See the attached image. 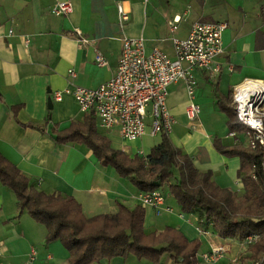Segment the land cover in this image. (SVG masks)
Masks as SVG:
<instances>
[{
  "label": "crops",
  "instance_id": "1",
  "mask_svg": "<svg viewBox=\"0 0 264 264\" xmlns=\"http://www.w3.org/2000/svg\"><path fill=\"white\" fill-rule=\"evenodd\" d=\"M65 1L72 5L70 14H51L56 3ZM120 4L129 12L123 30L117 25ZM175 17L180 21L171 32L167 22ZM196 22L227 25L222 34L224 52L217 60L218 74L194 70L193 101L199 107L196 127L188 124L189 97L182 82L167 87L166 109L172 119L169 130L152 135L148 118L145 134L134 141H123L117 127H100L93 111L80 112L73 97L63 93L74 87L95 90L111 80L116 74L123 38L142 37L146 54L158 50L173 59L172 40L186 39ZM76 30L83 38L95 41L94 48L106 61L105 67L96 66L92 46L78 45ZM69 71L75 73V79H70ZM245 82L253 84V90H264L252 83L264 84V0H0V155L36 190L74 199L85 218L113 215L118 204L133 209L141 205L140 192L119 178L111 166L102 165L85 142L57 141L58 134L72 124L81 125L88 133L92 122L95 141L101 140L109 150L142 160L162 143L165 135L174 149L189 158L195 170L210 173L217 189L240 200L244 185L238 175L239 159L225 156L214 142L219 141L228 150L238 143L245 146L242 136L229 132L227 117L217 100L228 98L234 107L233 92ZM55 92L62 93L60 101L54 99ZM48 99L52 102L50 110ZM161 188L165 206L174 210L171 214H157L143 207L146 234L162 233L170 227L188 242L199 241L196 264H204L200 256L209 251L210 242L227 246L226 258L215 264H231L233 259L252 264L264 255L254 257L257 244L242 249L240 240L220 238L205 218L199 219L198 213L180 214L167 184ZM197 228L210 236L199 234ZM45 237V228L27 212L19 211L13 191L0 183V264H22L31 249L36 250L32 264H67L68 253L62 244H46ZM94 264L150 263L116 257ZM166 264L176 263L168 256Z\"/></svg>",
  "mask_w": 264,
  "mask_h": 264
},
{
  "label": "trees",
  "instance_id": "2",
  "mask_svg": "<svg viewBox=\"0 0 264 264\" xmlns=\"http://www.w3.org/2000/svg\"><path fill=\"white\" fill-rule=\"evenodd\" d=\"M217 100L227 117L229 132L243 138L247 128L238 122L230 100L222 97ZM87 128L88 133L81 125L72 124L59 133L56 140L85 142L102 165L111 166L119 178L129 181L140 193L159 191L167 184L168 194L180 214L198 213L199 219L205 218L220 238L241 240L248 235H258L260 240L253 246L254 257L264 253L262 151L251 150L242 143L228 150L219 141L214 142V147L225 156L239 159L238 175L244 185V194L237 201L232 194L213 185L210 173L195 170L189 158L174 149L165 135L145 163L138 156L129 158L122 152L109 150L101 140L95 141L92 122ZM0 183L13 191L18 210L27 212L33 221L45 228L46 244L53 241L62 244L68 253L67 264H94L116 257L161 264L165 253L176 264H196L199 241L188 242L170 227H165L162 233L146 234L145 212L141 205L128 209L118 204V211L113 215L85 218L74 199L36 190L30 180L1 155Z\"/></svg>",
  "mask_w": 264,
  "mask_h": 264
},
{
  "label": "built area",
  "instance_id": "3",
  "mask_svg": "<svg viewBox=\"0 0 264 264\" xmlns=\"http://www.w3.org/2000/svg\"><path fill=\"white\" fill-rule=\"evenodd\" d=\"M50 12L57 16L68 15L72 12V5L68 1L59 2ZM128 19L129 12L122 4L118 5L117 25L120 30H123ZM179 21V17L168 21V29L173 32ZM226 28L227 25L222 22L193 23L186 39L172 40L173 59L158 50L146 54L142 37L123 38L118 67L111 80L95 90L74 87L64 90L63 93L73 97L80 112L93 111L98 117L100 127L104 129L117 127L123 141H134L145 134L148 118L151 119L152 135L169 130L172 119L166 109L167 87L182 82L189 97L186 106L188 124L196 127L199 107L193 101L196 87L194 70L206 71L211 76L218 74L220 66L217 60L224 52L222 34ZM75 36L79 46L95 47V41L83 38L80 31L76 30ZM94 56L96 66H106V61L95 48ZM68 75L71 80L76 77L73 71H69ZM254 83L264 87L261 82ZM244 84L233 92L234 111L238 122L247 128L243 135L245 146L251 150L259 149L264 153V93L252 96L250 92L241 90ZM61 95V92H55L53 97L60 101ZM143 161L147 162V158L143 157ZM252 179H255L253 174ZM164 201L159 191L139 195L142 207H150L157 214L162 211L171 214L172 208L165 206ZM197 231L201 235L210 236L200 228H197ZM259 240L258 235H248L239 241V246L247 249L256 245ZM226 247L222 243L210 242L209 251L200 256L202 263L215 264L224 260L227 254ZM35 259L36 250L31 249L22 264H32ZM230 262L239 264L237 259ZM252 264H264V255Z\"/></svg>",
  "mask_w": 264,
  "mask_h": 264
},
{
  "label": "bare ground",
  "instance_id": "4",
  "mask_svg": "<svg viewBox=\"0 0 264 264\" xmlns=\"http://www.w3.org/2000/svg\"><path fill=\"white\" fill-rule=\"evenodd\" d=\"M252 83H254V82H252ZM253 86H254L253 84L251 85L250 83H247V84H244L241 87V90L250 92V94L252 96H254L256 94H262V93H264V90H262V91L253 90V88H252ZM259 86H260V88L264 89V87H262V85H259Z\"/></svg>",
  "mask_w": 264,
  "mask_h": 264
},
{
  "label": "rangeland",
  "instance_id": "5",
  "mask_svg": "<svg viewBox=\"0 0 264 264\" xmlns=\"http://www.w3.org/2000/svg\"><path fill=\"white\" fill-rule=\"evenodd\" d=\"M149 111H150V108H149V106H148V107H147V112H148V114H149ZM161 191H164V189L161 188ZM164 193H165V192H164ZM173 210H174V209H173ZM174 213H175V212H174ZM167 260H168V255H167V254H164L163 259H162V263H163V264H166ZM230 261H231V260H230ZM238 262L241 264V259L238 260Z\"/></svg>",
  "mask_w": 264,
  "mask_h": 264
},
{
  "label": "water",
  "instance_id": "6",
  "mask_svg": "<svg viewBox=\"0 0 264 264\" xmlns=\"http://www.w3.org/2000/svg\"><path fill=\"white\" fill-rule=\"evenodd\" d=\"M48 108H49V110L52 108V102L50 99H48Z\"/></svg>",
  "mask_w": 264,
  "mask_h": 264
}]
</instances>
